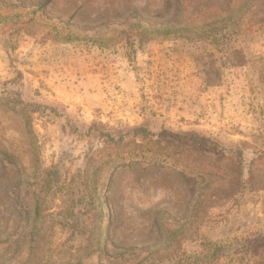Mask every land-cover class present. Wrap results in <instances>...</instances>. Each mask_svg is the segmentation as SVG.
Wrapping results in <instances>:
<instances>
[{"label": "rangeland", "instance_id": "rangeland-1", "mask_svg": "<svg viewBox=\"0 0 264 264\" xmlns=\"http://www.w3.org/2000/svg\"><path fill=\"white\" fill-rule=\"evenodd\" d=\"M182 1L0 0V91L62 115L0 108V264L264 237V0ZM133 12L160 32L131 47Z\"/></svg>", "mask_w": 264, "mask_h": 264}, {"label": "trees", "instance_id": "trees-1", "mask_svg": "<svg viewBox=\"0 0 264 264\" xmlns=\"http://www.w3.org/2000/svg\"><path fill=\"white\" fill-rule=\"evenodd\" d=\"M183 4L184 2L182 0H175V16L180 12ZM131 19L136 21L138 25H133L123 31V40L129 42L131 47L134 40L138 39L139 43L150 41L153 40L152 37L155 32H160L151 29L152 27L147 24L150 20L143 19L137 12H133ZM157 25L158 28H163L161 24H157L156 22L153 23L154 28H156L155 26ZM163 30L165 31V29ZM7 84L15 85L16 89H1L0 108L26 116L28 114H43L46 110H50V112L55 113L59 117L62 116L61 113H56L52 108L44 107L36 102L24 101L18 79H11ZM87 131L86 134L89 133L90 128ZM74 132L76 133L77 131L75 130ZM100 134L106 137L107 140L115 142L107 134L101 132ZM235 152L240 160L241 151L235 150ZM44 183L48 185L49 181L46 180ZM262 238H264L262 235L257 234L248 238L244 237L218 241L201 238L199 245L202 248V253L194 257V264H264V242Z\"/></svg>", "mask_w": 264, "mask_h": 264}]
</instances>
